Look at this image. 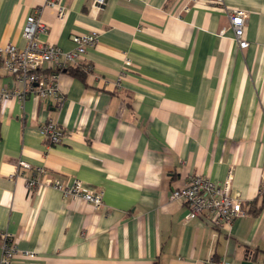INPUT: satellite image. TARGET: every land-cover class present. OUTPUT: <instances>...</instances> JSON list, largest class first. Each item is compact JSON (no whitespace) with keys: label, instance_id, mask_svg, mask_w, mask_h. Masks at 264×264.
Returning a JSON list of instances; mask_svg holds the SVG:
<instances>
[{"label":"crops","instance_id":"obj_1","mask_svg":"<svg viewBox=\"0 0 264 264\" xmlns=\"http://www.w3.org/2000/svg\"><path fill=\"white\" fill-rule=\"evenodd\" d=\"M44 1L0 0L1 47H25V19ZM61 4L63 20L42 8V44L71 51L74 35L98 38L59 75L60 106L32 95L0 102V234L18 251L13 264H264V0ZM234 9L247 13L243 50L226 15ZM13 86L0 67V88ZM47 120L65 133L58 145L38 130ZM19 161L101 192L103 205L27 190L44 179ZM229 170L246 212L230 228L185 220L169 199L192 176L223 183Z\"/></svg>","mask_w":264,"mask_h":264},{"label":"built area","instance_id":"obj_2","mask_svg":"<svg viewBox=\"0 0 264 264\" xmlns=\"http://www.w3.org/2000/svg\"><path fill=\"white\" fill-rule=\"evenodd\" d=\"M212 1L218 6L222 5V0ZM93 2L96 7H102L106 0H93ZM42 8L54 10L59 20H63L65 16V8L62 6L61 0H45ZM42 8L37 9L25 19L22 37L25 39L26 45L23 49L14 45L0 46V67L11 76L14 82L11 89L0 88V102H8L13 99L23 101L32 95L43 100L52 99L60 106L63 97L58 88L59 75L76 66L86 50L93 47L97 41L98 34L91 32L72 36L71 41L74 47L71 51H63L58 47L42 44L39 38L47 32L46 25L41 21ZM226 15L235 43L241 50L246 49L248 47V42L245 39L247 13L241 9H234L226 10ZM38 130L51 146L60 144L65 135L62 128L52 120H47ZM18 167L31 169L44 179L40 183L34 179L27 180V190L48 187L59 191L64 198L80 200L94 208H100L103 205L102 193L86 188L78 180L69 186H63L58 180L51 179L44 167L31 168L30 165L22 161L18 162ZM232 178V170H229L223 183L212 182L200 176H192L185 187L172 190L169 199L179 201L186 207L185 220L207 216L212 227L227 229L232 226L234 220L246 216L241 200L231 193ZM260 193L264 195V172ZM0 247V264H13L18 251L5 233L0 234ZM22 255L32 257L34 253L23 252ZM213 264L230 263L218 261Z\"/></svg>","mask_w":264,"mask_h":264},{"label":"trees","instance_id":"obj_3","mask_svg":"<svg viewBox=\"0 0 264 264\" xmlns=\"http://www.w3.org/2000/svg\"><path fill=\"white\" fill-rule=\"evenodd\" d=\"M67 71H68V72H70L71 70H70V69H68ZM71 72H72V71H71ZM80 75H82V74H80Z\"/></svg>","mask_w":264,"mask_h":264}]
</instances>
